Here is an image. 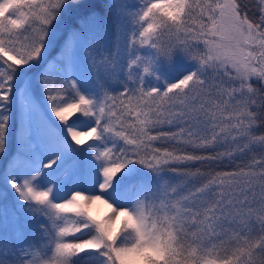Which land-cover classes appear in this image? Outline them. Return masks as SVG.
Instances as JSON below:
<instances>
[{
    "label": "snow or ice",
    "instance_id": "1",
    "mask_svg": "<svg viewBox=\"0 0 264 264\" xmlns=\"http://www.w3.org/2000/svg\"><path fill=\"white\" fill-rule=\"evenodd\" d=\"M261 129L264 0H0V264H264Z\"/></svg>",
    "mask_w": 264,
    "mask_h": 264
},
{
    "label": "trees",
    "instance_id": "2",
    "mask_svg": "<svg viewBox=\"0 0 264 264\" xmlns=\"http://www.w3.org/2000/svg\"><path fill=\"white\" fill-rule=\"evenodd\" d=\"M260 131L264 132V129H261ZM240 161L237 160V163H239ZM245 162H247V157L245 158ZM202 165H200L199 163L196 165V167H201ZM232 165H225L224 167L226 168H230ZM203 168H205L206 170H212V169H216V165H212V168L211 169H208L207 168V164L203 165L202 166ZM217 170H221V169H217Z\"/></svg>",
    "mask_w": 264,
    "mask_h": 264
},
{
    "label": "rangeland",
    "instance_id": "3",
    "mask_svg": "<svg viewBox=\"0 0 264 264\" xmlns=\"http://www.w3.org/2000/svg\"><path fill=\"white\" fill-rule=\"evenodd\" d=\"M98 211L102 214L103 213V211H104V208H103V206H99V208H98Z\"/></svg>",
    "mask_w": 264,
    "mask_h": 264
}]
</instances>
